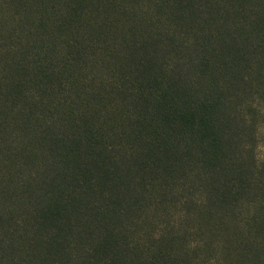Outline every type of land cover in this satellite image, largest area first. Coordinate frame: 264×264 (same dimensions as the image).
<instances>
[{
	"label": "trees",
	"instance_id": "obj_1",
	"mask_svg": "<svg viewBox=\"0 0 264 264\" xmlns=\"http://www.w3.org/2000/svg\"><path fill=\"white\" fill-rule=\"evenodd\" d=\"M0 264H264V0H0Z\"/></svg>",
	"mask_w": 264,
	"mask_h": 264
}]
</instances>
